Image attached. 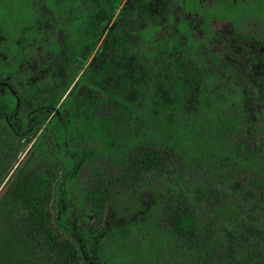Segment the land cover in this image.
<instances>
[{"label":"trees","instance_id":"obj_1","mask_svg":"<svg viewBox=\"0 0 264 264\" xmlns=\"http://www.w3.org/2000/svg\"><path fill=\"white\" fill-rule=\"evenodd\" d=\"M2 52L0 264H264V0H0Z\"/></svg>","mask_w":264,"mask_h":264},{"label":"flooded vegetation","instance_id":"obj_2","mask_svg":"<svg viewBox=\"0 0 264 264\" xmlns=\"http://www.w3.org/2000/svg\"><path fill=\"white\" fill-rule=\"evenodd\" d=\"M5 50H8V48L6 47ZM0 55L4 57V52L0 53ZM11 78H12L13 80H14V79H15V80H16V79H19L20 81H21V80L24 81V79H25L24 77H19V78H17V77H10V76H7V77H6V76H5L4 78H0V83H1L2 81L10 80Z\"/></svg>","mask_w":264,"mask_h":264},{"label":"rangeland","instance_id":"obj_3","mask_svg":"<svg viewBox=\"0 0 264 264\" xmlns=\"http://www.w3.org/2000/svg\"><path fill=\"white\" fill-rule=\"evenodd\" d=\"M214 27H215V29H221V28H223L224 26H222V24H217V23H215L214 24ZM36 159H34V161H35ZM60 207V206H59Z\"/></svg>","mask_w":264,"mask_h":264}]
</instances>
